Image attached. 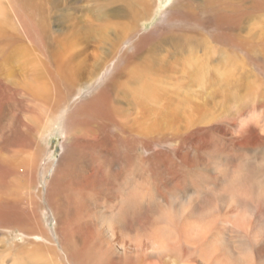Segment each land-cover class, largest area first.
Masks as SVG:
<instances>
[{
	"label": "rangeland",
	"instance_id": "obj_1",
	"mask_svg": "<svg viewBox=\"0 0 264 264\" xmlns=\"http://www.w3.org/2000/svg\"><path fill=\"white\" fill-rule=\"evenodd\" d=\"M178 150L195 195H229L224 175L246 158L264 168V0H0V206L30 199L48 235L0 224V264H73L47 204L57 169L80 184L123 167L120 189L137 168L153 192ZM236 184L264 216V189ZM33 246L45 261L17 259ZM172 255L158 264H186Z\"/></svg>",
	"mask_w": 264,
	"mask_h": 264
},
{
	"label": "bare ground",
	"instance_id": "obj_2",
	"mask_svg": "<svg viewBox=\"0 0 264 264\" xmlns=\"http://www.w3.org/2000/svg\"><path fill=\"white\" fill-rule=\"evenodd\" d=\"M72 118L68 116L67 121ZM242 124L239 119L232 122L233 127ZM117 134L115 140L124 143L125 138ZM12 141L7 144L12 145ZM67 142L73 147L77 143L76 139H65L64 150ZM167 143V139H160L156 145L164 147ZM149 146L147 144V148ZM190 152L182 154L178 150L175 159L160 162L162 178L157 185L162 188L153 192L149 190L151 186L148 187L143 173H137V168L127 186L120 189V183L116 182L125 172L123 167L115 173L113 184L99 166L89 175L82 176L80 184V181L71 183V170L60 173L57 169L48 185L47 204L54 217L58 242L63 247L69 244L68 249L72 247L68 257L73 264H158L173 253L182 257L186 264H264V216L258 215L249 202L243 204L235 197L240 194L235 193L239 191L235 186L241 180L248 181L255 192L263 194V164L246 158L242 165L231 168V175H224L227 183L224 177L216 181L215 185L220 188L225 183L230 187L229 195L209 189L205 197L203 193L195 195L190 188ZM237 153L247 156V150L242 147L237 148ZM223 165L217 163L213 168L220 170ZM227 166L230 168L233 164ZM74 184L77 186L71 189ZM28 203L36 211V204L30 199L21 200L15 207L0 206V224L20 226V230H28L33 235L38 232L47 238V231L37 219V213L32 214L23 207ZM41 247L45 254L55 253L49 246ZM42 253L33 246L17 259L26 257L30 261H45Z\"/></svg>",
	"mask_w": 264,
	"mask_h": 264
}]
</instances>
